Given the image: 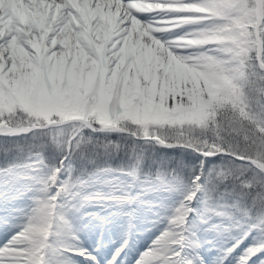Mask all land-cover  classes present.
<instances>
[{"label": "rangeland", "instance_id": "1", "mask_svg": "<svg viewBox=\"0 0 264 264\" xmlns=\"http://www.w3.org/2000/svg\"><path fill=\"white\" fill-rule=\"evenodd\" d=\"M154 4H183L186 9L154 11L158 22L130 32L128 48L145 55L155 71L143 84L136 79L122 92L118 114L109 115L107 102L85 112L78 96L36 94L2 78L0 113H25L29 125L45 126L50 139L62 145L90 121L101 128L122 117L143 125H170L187 115L186 106L199 95L242 78L245 48L250 36L257 39L254 1ZM133 32L138 33L134 42ZM204 61L221 66L225 75L209 72ZM218 157L211 159V168L229 172L232 158L213 160ZM249 164L264 172L263 166ZM62 173L59 166L50 180L53 192L45 199L47 204L38 198L43 190L39 177L0 173V264H239L246 249L264 241L261 218L248 224L222 214L212 217L205 200L198 199V175L183 195L162 178L137 188L135 174L113 171L95 173L86 183L71 181L62 191L55 183ZM100 249L103 256L98 257ZM129 249H135L134 255ZM247 264H264V251Z\"/></svg>", "mask_w": 264, "mask_h": 264}, {"label": "trees", "instance_id": "2", "mask_svg": "<svg viewBox=\"0 0 264 264\" xmlns=\"http://www.w3.org/2000/svg\"><path fill=\"white\" fill-rule=\"evenodd\" d=\"M259 2V62L252 35L243 56L242 78L229 80L209 95H199L186 106L185 117L170 125H143L122 117L104 128L90 121V128H82L62 145L50 139L46 128L0 132V173L39 177L43 190L38 198L43 204L53 192L50 180L59 166L63 176L55 183L62 191L71 181L86 183L95 173L113 171L135 174L137 188L162 178L186 195L192 179L199 175L198 199L205 200L212 217L222 214L248 224L261 218L258 225H264V172L233 159L229 172H218L211 168V159L198 153L223 151L254 159L264 167V0ZM207 69L225 75L219 65L211 63ZM29 120L19 110L0 113V127L31 126ZM219 157L231 162L227 156ZM32 164H37L35 171H30Z\"/></svg>", "mask_w": 264, "mask_h": 264}, {"label": "snow or ice", "instance_id": "3", "mask_svg": "<svg viewBox=\"0 0 264 264\" xmlns=\"http://www.w3.org/2000/svg\"><path fill=\"white\" fill-rule=\"evenodd\" d=\"M156 2L0 0V78L36 94L78 96L85 112L107 102L109 115L118 114L122 92L155 71L128 38L136 25L154 24ZM262 251L264 241L239 264Z\"/></svg>", "mask_w": 264, "mask_h": 264}, {"label": "water", "instance_id": "4", "mask_svg": "<svg viewBox=\"0 0 264 264\" xmlns=\"http://www.w3.org/2000/svg\"><path fill=\"white\" fill-rule=\"evenodd\" d=\"M258 8H259V0H255L256 16H257V9ZM256 43H257V41H256ZM256 52H257V61H259V57H258L259 49H257ZM34 128H36V127H0V131L4 129V130L11 132V133H16V132L20 133V132L32 130ZM149 139H153V138H149ZM198 153L202 158H206V159H212L216 156L223 155V156L230 157V158H232L238 162L252 163V164L255 163V164L259 165V167H262V165L257 161L250 160V159L243 158V157L234 156V155H231V154H229L227 152H223V151H218V152H213V153H206V152H198Z\"/></svg>", "mask_w": 264, "mask_h": 264}, {"label": "bare ground", "instance_id": "5", "mask_svg": "<svg viewBox=\"0 0 264 264\" xmlns=\"http://www.w3.org/2000/svg\"><path fill=\"white\" fill-rule=\"evenodd\" d=\"M175 1H182V0H175ZM185 9H186V6L185 5H183V4H176V5H170V4H166V5H164V4H153V6H152V8H151V10L154 12V11H157V12H161L162 13V11H168V12H171V11H185ZM167 13V12H166ZM176 13H178V12H176ZM180 13V12H179ZM164 14V13H163ZM158 15V14H157ZM160 15V14H159ZM165 15V14H164ZM171 15V14H170ZM179 17V16H178ZM177 18V17H176ZM157 21V20H156ZM175 21V20H174ZM158 22V21H157ZM143 28V29H147L148 27H149V25H144V26H141V25H136L135 26V28ZM139 28V29H140ZM148 29H150V28H148ZM142 30V29H141ZM166 30V29H165ZM144 31V30H143ZM103 106V105H102ZM20 197V196H19ZM21 200V199H20ZM9 202V201H8ZM14 202V201H13ZM26 203V202H25ZM16 204V203H15ZM14 206V205H13ZM27 207V206H26ZM30 207V206H29ZM1 208V207H0ZM9 208V207H8ZM14 208V207H13ZM3 213V212H2ZM1 216V215H0ZM118 221V220H117ZM28 228V227H27ZM26 228V229H27ZM119 228V227H118ZM6 235V234H5ZM12 239V238H11ZM1 241V240H0ZM153 243V242H152ZM101 247V246H100ZM105 248V247H104ZM127 248H129V247H127ZM107 249V248H106ZM130 250V249H129ZM98 251V250H97ZM133 251H135V249H131L130 251H129V254L131 255V254H133ZM136 252V251H135ZM134 252V253H135ZM147 252V251H146ZM208 253V252H207ZM211 253V252H210ZM214 253V252H213ZM103 254V251L100 249V252H99V255H98V257L99 256H101ZM128 254V255H129ZM134 255V254H133ZM143 255H145V254H143ZM103 256V255H102ZM136 256V255H135ZM116 258V257H115ZM128 258V257H127ZM138 258V257H137ZM131 260V259H130ZM102 261V260H101ZM104 261V260H103ZM130 262V261H129ZM112 263V262H111ZM110 263V264H111ZM116 263V262H115ZM118 263V262H117ZM143 263V262H142ZM127 264H128V261H127Z\"/></svg>", "mask_w": 264, "mask_h": 264}]
</instances>
